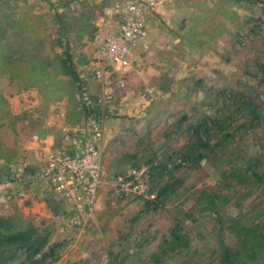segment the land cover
<instances>
[{
    "label": "rangeland",
    "instance_id": "1",
    "mask_svg": "<svg viewBox=\"0 0 264 264\" xmlns=\"http://www.w3.org/2000/svg\"><path fill=\"white\" fill-rule=\"evenodd\" d=\"M108 1L0 0V76L7 72L8 85L20 83L19 88L33 81L44 102L53 96L56 102L65 100L66 112L80 122L87 116L82 90L92 98L98 96L90 87L93 81L102 90L93 74L95 42L92 33L83 34L82 28L87 16L97 15ZM165 9L168 13L152 14L157 32L171 39L160 51L167 60L147 74L148 80L129 76L121 86L116 78L111 87L128 85L126 90L136 93L169 91L165 96L152 95L154 106L137 115L120 114L116 99L117 109L106 112L105 125L110 124L105 128L97 208L83 211L72 223L71 205L41 183L47 215L0 206V216L10 218L11 229L35 225L50 231L46 252L52 246L56 250L41 264H112L111 254H118L122 264H218L223 245L242 246L235 234L240 225L264 221V185L253 175L264 176V0H172ZM68 53L81 75L80 83L62 77V60ZM24 67H31L32 78L27 81ZM3 85L0 81V90ZM245 102L251 104L246 107ZM252 103L258 105L260 122L246 129L242 124ZM5 107L0 103L1 132ZM59 111L55 107L57 117ZM218 116L228 119L226 132L234 136L205 151L207 157L198 166L182 161L191 126L203 120L211 125ZM8 132L7 137L2 133V139L17 144L16 130L8 128ZM9 163L6 170L0 165V176L15 175L21 164L16 157ZM241 163L242 170L248 169L244 184L231 175L236 170L233 165ZM134 168L153 174L147 187L154 196H136L117 187L119 177ZM166 184L158 198L157 191ZM178 233L188 245L178 242ZM256 250L261 252L254 259L247 256V264H264V248Z\"/></svg>",
    "mask_w": 264,
    "mask_h": 264
},
{
    "label": "built area",
    "instance_id": "2",
    "mask_svg": "<svg viewBox=\"0 0 264 264\" xmlns=\"http://www.w3.org/2000/svg\"><path fill=\"white\" fill-rule=\"evenodd\" d=\"M171 1L109 0L99 11L92 32L97 64L93 74L100 81L102 92L92 98L87 90H82L88 114L86 125L74 131L70 147L46 152L39 170L32 175L71 205L72 223L79 221L80 213L94 211L98 205L104 172L105 116L108 110L116 109L112 80L117 78L121 82L122 72L142 64L136 47L148 36L147 14L156 13L159 6ZM121 86L125 83L121 82ZM149 178L145 168H134L126 176L119 177L116 185L125 192L148 197ZM24 179V171L0 176V206L7 204L10 194L19 199L26 197L20 188Z\"/></svg>",
    "mask_w": 264,
    "mask_h": 264
},
{
    "label": "crops",
    "instance_id": "3",
    "mask_svg": "<svg viewBox=\"0 0 264 264\" xmlns=\"http://www.w3.org/2000/svg\"><path fill=\"white\" fill-rule=\"evenodd\" d=\"M104 4L105 3H103V5ZM157 10L159 11L157 12L161 14L165 12L168 13V9H165V5L159 6ZM91 15L93 16L92 24L94 30L95 21L99 13L97 15ZM147 20L149 27L148 36L136 47L137 56L143 59L142 64L136 69L122 72L121 82L126 83L125 77L135 75L143 76L148 80L150 78H148L149 76L147 74L153 72V70L156 72L157 65L167 60L166 56H160V51L166 49L167 44L171 43V39L168 38L166 34L161 35V33L157 32L155 27V14L149 12L147 14ZM173 40L174 43L178 42V37H174ZM92 65L94 67L93 69L97 67L96 62H93ZM62 67V77H71L65 73L64 66ZM30 69L31 67H24L23 69V75L27 74L26 77H23L26 81L32 78V76H29V73L32 74ZM33 79L36 80L35 76ZM8 80L9 76L7 72L0 76V81H2V84L4 83L3 87H5L4 90H0V103L6 106L4 109L5 111L3 110L6 121L2 126V132L0 131V163H2L0 165H2L3 170H6L5 166L7 167V164H10L9 160L13 157H16V159L20 161L21 164L15 168V172H25L24 184L21 185L20 188L25 191L26 197L24 199H19L15 195L10 194L6 206H9L14 211L16 208L18 210H26L28 215L36 216L38 213L47 215L48 204L46 203V195L43 194V188L32 175L39 170L44 161L46 152L51 149L68 148L71 146V139L74 135V131L86 125L88 117L84 115V118L80 119V122H78L79 120H73L69 112H66V101L56 102L58 98L54 96L48 102H44L45 100L38 96L33 81L29 84L25 83V85H22L23 87L19 88L18 85L20 83L9 86ZM127 86L126 89H128ZM90 87L93 93L97 92V95L102 92V90H97L96 81H93ZM126 89L112 91H115V99L119 106L118 110L120 114L124 112L129 115H137V113L142 112L149 105L154 106V104H151V96L155 93L165 96L169 91L142 90L144 93H138V91L136 93L134 92L135 90ZM53 92L52 90L50 94L54 95ZM32 95L35 96L34 100H30L29 98ZM61 103L63 104L59 105ZM83 105L82 107L85 111V106ZM55 107H60V117L54 114ZM85 113L86 111L84 114ZM109 124L108 121L105 128H107ZM8 128L16 130L17 138L15 143L17 144L12 145L11 141L7 138L2 139V133L6 135V137L8 136ZM9 152H13L14 155H9ZM25 200H27L28 204L30 202V204L27 205V203H23Z\"/></svg>",
    "mask_w": 264,
    "mask_h": 264
},
{
    "label": "trees",
    "instance_id": "4",
    "mask_svg": "<svg viewBox=\"0 0 264 264\" xmlns=\"http://www.w3.org/2000/svg\"><path fill=\"white\" fill-rule=\"evenodd\" d=\"M92 18V15L87 16V21L82 28L83 34L92 32ZM58 19L59 16H56L54 22L57 23ZM63 66L67 75L71 76L75 81L81 82L80 75L75 69L69 53L66 58L63 59ZM261 74V79L264 82V68ZM250 104L251 103L245 102L244 105L247 107ZM257 106V104L252 103L250 113L248 112L249 116L242 124L246 129L248 126H253L254 122H260L261 114L258 112ZM227 120L226 118L218 116L214 117L213 121L209 119V121L213 122V125H210L207 120H203L198 126H191L190 130L192 134L189 143L184 147L185 152L182 156V161H191L198 166L202 160L207 157L205 151H212L216 145L222 146L230 136H234L232 132H226L225 124ZM218 136H220V138L217 139ZM215 137L217 140L213 142ZM233 166L236 170H234L231 175L238 179L241 184L248 181L244 173L247 172L248 169L245 171L242 170V163L240 165L234 164ZM253 175L257 183L264 185V176L262 174L254 173ZM150 177L152 180L153 174L150 173ZM168 186L169 184H166L157 191L158 198L164 194L165 188ZM10 226V218L0 216V264H13L18 258L22 257V255H25L24 259L16 264H41L50 256L54 255L56 246H52L50 251L46 252L50 243L49 230H40L35 225H30L23 230H14L11 229ZM235 234L238 236L242 246L239 249H233L223 245L219 254L218 264H247V256L254 259L258 253L261 252L256 250V248H264V221L258 222L251 227L240 225L238 230L235 231ZM177 238L178 242L181 241L184 245H188V239L182 234L178 233ZM247 247L250 249L245 253ZM154 257H156V255H154L153 258ZM110 261L112 264H122L118 254H111Z\"/></svg>",
    "mask_w": 264,
    "mask_h": 264
}]
</instances>
